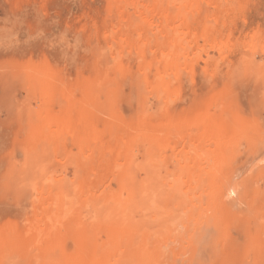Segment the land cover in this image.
<instances>
[{"label": "rangeland", "instance_id": "obj_1", "mask_svg": "<svg viewBox=\"0 0 264 264\" xmlns=\"http://www.w3.org/2000/svg\"><path fill=\"white\" fill-rule=\"evenodd\" d=\"M0 264H264V0H0Z\"/></svg>", "mask_w": 264, "mask_h": 264}, {"label": "bare ground", "instance_id": "obj_2", "mask_svg": "<svg viewBox=\"0 0 264 264\" xmlns=\"http://www.w3.org/2000/svg\"><path fill=\"white\" fill-rule=\"evenodd\" d=\"M234 1H235V0H234ZM173 2H174V1H173ZM187 2H188V1H187ZM185 5H186V4H185ZM136 19H137V18H136ZM136 19H135V20H136ZM187 19H188V18H187ZM133 26H134V25H133ZM133 26H132V28H133ZM165 32H166V31H165ZM155 34H157V33H155ZM162 36H163V35H162ZM131 38H132V37H131ZM192 46H193V45H192ZM111 47H112V46H111ZM112 48H114V47H112ZM170 50H171V48H170ZM179 53H180V52H179ZM214 55H215V54H214ZM207 58H208V57H207ZM41 154H42V153H41ZM43 158H44V156H43ZM157 160H158V159H157ZM127 161H128V160H127ZM187 162H188V161H187ZM195 163H196V162H195ZM35 165H36V164H35ZM158 166L160 167L161 165H158ZM161 167H163V169H165L164 166H161ZM38 168H39V167H38ZM33 170H34V169H33ZM153 170H154V169H153ZM165 170H166V169H165ZM167 170H168V169H167ZM127 171H128V170H127ZM159 171H160V170H159ZM190 171H191V169H190ZM166 172H167V171H166ZM188 172H189V171H188ZM80 173H81V172H80ZM207 173H208V170H207L206 173L204 172L205 175H207ZM193 174H194V173H193ZM29 175H30V174H29ZM152 175H153V174H152ZM190 175H191V174H190ZM159 176H160V174H159ZM191 177H192V176H191ZM198 177H199V176H198ZM203 177H204V176H203ZM205 177H206V176H205ZM205 177H204V178H205ZM209 177H210V176H209V174H208V177H207L206 179H208ZM156 178H157V177H156ZM189 178H190V177H189ZM193 178H194V177H193ZM154 179H155V178H154ZM206 179H205V180H206ZM210 179H211V178H210ZM155 180L157 181V179H155ZM198 180H199V179H198ZM198 180H197V181H198ZM28 181H29V180H28ZM28 181H27V182H28ZM153 181H154V180H153ZM156 181H155V182H156ZM206 181H207V183H206V185H207L209 180H206ZM34 182H36V181H34ZM209 182H210V181H209ZM200 183H201V182H200ZM36 184H37V183H36ZM169 184H170V183H169ZM203 184H204V183H203ZM28 185H29V184H28ZM37 185H38V184H37ZM166 185H167V184H166ZM26 186H27V185H26ZM32 186H33V185H32ZM35 186H36V185H35ZM147 186H148V185H147ZM144 187H145V186H144ZM144 187H142L141 189H143ZM151 187H152V189H154L153 187H156V184H155V183H153V185L151 184ZM161 187H162V186H161ZM175 187H178V188H179V186H177V185H176ZM196 187H197V186H196ZM170 188H171V187H170ZM76 189H77V188H76ZM155 189H156V188H155ZM32 190H33V189H32ZM63 190H64V189H63ZM157 190H158V189H156L155 191H157ZM162 190H165V189H162ZM166 190H167V189H166ZM33 191H34V190H33ZM60 191H62V190H60ZM70 191H71V189H70ZM70 191H69V194H68V195H69V199H70V197H72V199H74V198H73V197H74V196H73V192L70 193ZM76 191H77V192H76ZM76 191H75L76 193L74 194L75 197H77L76 194L80 191V189H77ZM140 191H141V190H140ZM140 191H139V192H140ZM150 191H151V188H150ZM159 191H161V190H159ZM63 192H64V191H63ZM63 192H61V193L59 192V195H61V194L63 195ZM135 192H136V191H135ZM139 192H137L138 194H135V195H137V196H139V197L141 198V196H142L141 194H142L143 192H145V194H146L147 191H141L140 194H139ZM152 193H153V191H152ZM160 193H161V192H160ZM178 193H179V192H178ZM156 194H158V193L156 192ZM31 195H32V194H31ZM56 195H57V194H56ZM56 195H55V196H56ZM59 195H58V196H59ZM68 195H67V196H68ZM143 195H144V194H143ZM146 195H147V194H146ZM179 195H180V194H179ZM58 196H57V197H58ZM67 196L63 195V198H65V197H67ZM148 196H149V195H148ZM170 196H171V195H170ZM135 197H136V196H135ZM155 197H156V196H155ZM59 198H61V197H59ZM59 198H58V199H59ZM63 198H62V199H63ZM67 198H68V197H67ZM137 198H138V197H137ZM142 198H143V197H142ZM56 199H57V198H56ZM56 199H55V200H56ZM58 199H57V200H58ZM62 199H59V201H60V200L63 201ZM178 199H179V198H178ZM32 200H34V199H32ZM70 200H71V199H70ZM70 200H68V201H66V202L64 201L63 203H67V202H69V204H70V203H71ZM148 200H149V199H148ZM34 201H35V200H34ZM144 201H145V200H144ZM146 201H147V200H146ZM52 202H53V201H52ZM150 202H151V198H150ZM153 202H154V200H153ZM76 203H77V202H76ZM134 203H135V202H134ZM56 204H57V203H56ZM69 204H68V205L64 204L63 206H59L60 203H58L57 206H59L58 208H63V207H64V209H65V208H68V209H66V210H67L68 212H70V214H71V213L74 212V209H75L76 206L72 209L73 206H71V205H69ZM135 204H137V203H135ZM135 204H134V205H135ZM142 204H143V203H142ZM33 205H34V204H33ZM128 205H129V204H128ZM179 205H181V204H179ZM65 206H66V207H65ZM110 206H112V205L110 204ZM114 206H115V208H118V207L121 208V206L124 207L123 204L121 205L120 203H116ZM147 206H148V205H147ZM181 206H182V205H181ZM181 206H179V207L176 206V207H177V208H180ZM106 207H107V209H108L109 206H106ZM136 207H139L138 204L136 205ZM142 207H143V206H142ZM33 208H34V207H33ZM52 208H54V207H52ZM131 208H132V207H131ZM153 208H154V205H153ZM28 209H29V208H28ZM64 209H63V211H62L63 214H64V213H65V214H68V213H66V210H65V212H64ZM35 210H36V208H35ZM116 210H117V209H116ZM139 210H140V209H139ZM117 211H118V210H117ZM137 211H138V210H137ZM153 211H154V210H153ZM155 211H156V210H155ZM181 211H182V210H181ZM31 214H32V213H31ZM63 214H60V216H63ZM155 214H156V213H155ZM156 215H159V214H156ZM25 216H26V215H24V217H25ZM68 217H69V216H67V218H68ZM55 218H56V217H55ZM71 218H72V217H71ZM65 219H66V218H65ZM68 219H69V218H68ZM158 219H159V218H158ZM27 220H28V219H27ZM63 220H64V219H63ZM125 220H126V219H125ZM57 221H58V220H57ZM27 222H28V221H27ZM29 222H31V220H29ZM52 222L54 223V221H52ZM59 222H60V221H59ZM61 222H62V221H61ZM61 222H60V223H61ZM149 222H150V221H149ZM53 223H52V225H53ZM45 225H46V224H45ZM69 225H70V224H69ZM72 225H73V224H72ZM43 226H44V225H43ZM78 227H80V226H78ZM115 227H116V226H115ZM117 227L120 228L119 226H117ZM74 228H75V227H74ZM76 228H77V227H76ZM75 230H76V229H75ZM140 230H141V229H140ZM137 231H138V230H137ZM120 232H121V231H120ZM120 232H119V233H120ZM133 232H134V231H133ZM135 232H136V231H135ZM88 234H89V233H88ZM125 234H127V233H125ZM150 235H151V233H150ZM156 235H157V234H156ZM88 236H89V235H88ZM108 239H109V238H108ZM111 239H112V238H111ZM138 239H139V238H138ZM118 244H119V243H118ZM122 247H123V246H122ZM109 251H110V250H109ZM104 253H106V252H104Z\"/></svg>", "mask_w": 264, "mask_h": 264}]
</instances>
